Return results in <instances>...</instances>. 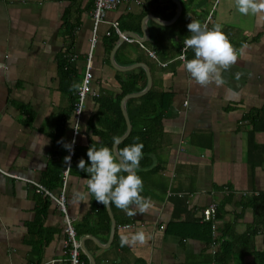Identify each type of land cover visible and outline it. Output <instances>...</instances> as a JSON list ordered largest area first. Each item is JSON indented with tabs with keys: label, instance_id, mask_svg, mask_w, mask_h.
<instances>
[{
	"label": "crops",
	"instance_id": "crops-1",
	"mask_svg": "<svg viewBox=\"0 0 264 264\" xmlns=\"http://www.w3.org/2000/svg\"><path fill=\"white\" fill-rule=\"evenodd\" d=\"M92 3L0 0V264H65L62 213L37 185L63 191L82 264H259L252 251L264 250V13L241 15L234 0H120L96 25L95 95L85 97L75 121L58 62L65 59L69 71L64 84L79 85ZM208 13L209 28L221 24L238 55L222 86L201 87L179 58L187 24H203ZM110 30L115 40L105 50ZM182 54L194 58L192 49ZM138 76L143 87L124 94L140 92L124 101L130 128L123 139L131 130L127 101L131 111L150 92L148 107L161 116L147 127L137 170L150 207L132 217L103 206L104 223L77 164L89 163L92 144L107 146L94 98L113 99L119 80ZM73 139L68 168L63 144ZM77 191L87 198L74 200ZM211 203L214 215L204 220ZM138 231L144 244L121 246L122 236Z\"/></svg>",
	"mask_w": 264,
	"mask_h": 264
},
{
	"label": "clouds",
	"instance_id": "clouds-1",
	"mask_svg": "<svg viewBox=\"0 0 264 264\" xmlns=\"http://www.w3.org/2000/svg\"><path fill=\"white\" fill-rule=\"evenodd\" d=\"M234 2L241 15L264 13V0H234ZM187 29L191 35L184 39V51L192 49L194 58L188 59L186 55L179 57L183 61L184 69L201 87L211 84L224 85L222 72L237 63L238 55L223 32L222 25L216 23L209 28L207 23L202 24L199 20L191 19V22L187 24ZM2 67L3 65H0V68ZM78 87L79 85L74 84L72 89ZM74 144V139L70 143L63 144L70 153L64 158L65 163L69 165L68 168H71L70 161ZM119 144L118 137H113L115 150L107 146L97 148L92 144L86 153L89 163L86 165L85 160L81 158L77 168L88 174L86 179L88 194L94 196L97 203L104 207L115 205L116 208L132 217L137 213H147L150 201L141 195L143 181L137 175L140 160L143 158L144 145L133 143L120 149ZM86 198L87 195L80 191L74 193L73 197L77 202ZM146 239V234L138 231L130 238L122 236L120 243L122 247L135 243L142 245Z\"/></svg>",
	"mask_w": 264,
	"mask_h": 264
},
{
	"label": "trees",
	"instance_id": "trees-1",
	"mask_svg": "<svg viewBox=\"0 0 264 264\" xmlns=\"http://www.w3.org/2000/svg\"><path fill=\"white\" fill-rule=\"evenodd\" d=\"M105 40H106L105 50H110L115 40V34L113 33V30L109 31ZM58 67L60 69L66 68L64 71L60 72V88L62 89L65 86L68 87L67 94L69 95L70 108H72V105L76 99V93L75 90L72 89V86H70V84L67 85L71 79L67 81V79L69 78L68 77L69 71L67 70V64L65 62V59L61 58L59 60ZM65 82L67 83L66 85L64 84ZM144 82L145 80L143 76L128 77L124 81L119 80L120 93L116 95L113 99L108 98L107 96L104 97L103 95L102 96L98 95L97 97L94 98L96 103L98 104V110L96 114L97 120L105 122V126H103V128L106 130L104 136L107 138L106 145L109 148L113 141V137L119 136L124 130V122L118 106L120 97L130 91L139 90L140 88L143 87ZM151 97H153L152 94L150 92H146L143 97V104L140 106L133 107L131 111L128 108V104L131 101H133V99L127 101L126 111L128 114L129 121L131 123V130L128 136L125 139H123L118 145L120 149L133 143H142L144 145L143 141L145 142L148 141L147 138L144 139L146 137L145 134L147 131V127H150L153 124V122H158L161 116L160 111L156 109L151 110L148 107ZM146 106L148 107V109L146 108ZM137 138L139 139L137 140ZM143 151H145L144 147H143ZM48 186L51 185L49 184ZM260 197L264 199V195H261ZM99 213L101 215L99 216L101 221L107 223V216L103 209L102 204H99ZM105 230H107V225L105 226ZM219 239H220L219 236L215 237V241H220ZM221 244L223 243L221 242ZM216 254H218V252ZM252 254H254L259 264H264V250L262 251L254 250L252 251Z\"/></svg>",
	"mask_w": 264,
	"mask_h": 264
},
{
	"label": "built area",
	"instance_id": "built-area-1",
	"mask_svg": "<svg viewBox=\"0 0 264 264\" xmlns=\"http://www.w3.org/2000/svg\"><path fill=\"white\" fill-rule=\"evenodd\" d=\"M119 2L120 0H93L92 8L90 9V17L92 20V33L89 38V48H88L87 59L85 62V68H84L83 75L80 79L79 87L76 89V99L71 108L75 121L80 116L85 97L87 95H90V96L95 95V93L91 91V88H90L91 72H90L89 59H90V53H91L92 47L96 41V38H95L96 25L98 22L103 20L104 13L107 10L113 9ZM210 19H211V15L210 13H208L203 23L208 24V21ZM115 26H116V23H113V27ZM119 35L121 36L122 34L119 33ZM183 46L181 47L182 52L184 50ZM182 52L179 54V57L183 55ZM148 54L150 56H153V54L149 51H148ZM3 173L7 174L5 172ZM37 186L38 188L42 190V193L44 195L48 196L55 202V204L59 207L62 213V230L64 234L63 244L65 247V253H66L65 264H82L80 257H79V243L75 239V231L71 224V219L67 216L65 212V206H64L65 199H64L63 191H60L58 194H53L48 189L43 188L40 185H37ZM214 212H215V205L211 203L206 208L202 209L201 211L202 218L204 220H209L214 215ZM123 227H129V225L126 224V225H123Z\"/></svg>",
	"mask_w": 264,
	"mask_h": 264
},
{
	"label": "water",
	"instance_id": "water-1",
	"mask_svg": "<svg viewBox=\"0 0 264 264\" xmlns=\"http://www.w3.org/2000/svg\"><path fill=\"white\" fill-rule=\"evenodd\" d=\"M177 5H179V4H177ZM119 40H121V37L119 38ZM146 81H147V85H148L149 84V77H147ZM138 94H140V92L126 94V95H124L122 97V99L120 101V108H121V112H122V115H123L124 121H125V131L118 137L120 139V141L127 135L128 131H129V128H130L129 122H128L127 117H126V112H125V109H124V101H125V99L127 97L135 96V95H138ZM112 148L115 150V146L112 145Z\"/></svg>",
	"mask_w": 264,
	"mask_h": 264
}]
</instances>
